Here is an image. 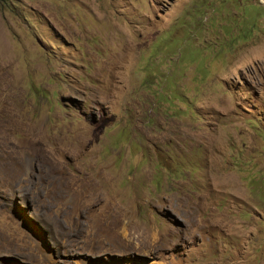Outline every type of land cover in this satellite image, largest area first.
I'll list each match as a JSON object with an SVG mask.
<instances>
[{"label":"rangeland","instance_id":"obj_1","mask_svg":"<svg viewBox=\"0 0 264 264\" xmlns=\"http://www.w3.org/2000/svg\"><path fill=\"white\" fill-rule=\"evenodd\" d=\"M0 264H264V0H0Z\"/></svg>","mask_w":264,"mask_h":264}]
</instances>
